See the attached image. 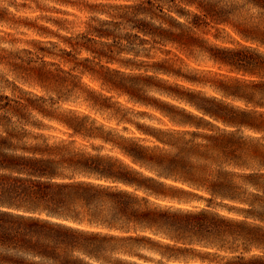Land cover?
I'll use <instances>...</instances> for the list:
<instances>
[{"label": "clouds", "instance_id": "1", "mask_svg": "<svg viewBox=\"0 0 264 264\" xmlns=\"http://www.w3.org/2000/svg\"><path fill=\"white\" fill-rule=\"evenodd\" d=\"M3 159L0 264H264V0H0Z\"/></svg>", "mask_w": 264, "mask_h": 264}, {"label": "trees", "instance_id": "2", "mask_svg": "<svg viewBox=\"0 0 264 264\" xmlns=\"http://www.w3.org/2000/svg\"><path fill=\"white\" fill-rule=\"evenodd\" d=\"M224 58L229 60L230 62H237V61H234L233 59H229V58H226V57H224ZM244 62L248 63V62H251V61H244ZM22 163H29L34 168H42V169L44 168V166L40 162H23V161L10 160V159L0 160V164L19 165V164H22ZM10 219L11 218L8 217L7 215L0 214V224H4V223L8 222ZM28 227L31 228V229H35V230H41V229H43L46 226L39 225L38 222H31L28 225ZM5 238H7V237H5Z\"/></svg>", "mask_w": 264, "mask_h": 264}, {"label": "rangeland", "instance_id": "3", "mask_svg": "<svg viewBox=\"0 0 264 264\" xmlns=\"http://www.w3.org/2000/svg\"><path fill=\"white\" fill-rule=\"evenodd\" d=\"M229 59H233L234 61H251L248 57H230V56H224ZM247 63V62H246Z\"/></svg>", "mask_w": 264, "mask_h": 264}]
</instances>
